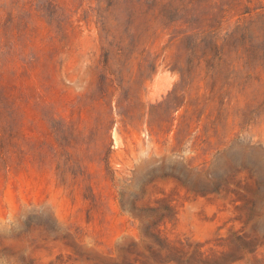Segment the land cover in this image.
<instances>
[{"label": "rangeland", "instance_id": "rangeland-1", "mask_svg": "<svg viewBox=\"0 0 264 264\" xmlns=\"http://www.w3.org/2000/svg\"><path fill=\"white\" fill-rule=\"evenodd\" d=\"M185 2L0 0V264H264V0Z\"/></svg>", "mask_w": 264, "mask_h": 264}, {"label": "trees", "instance_id": "trees-1", "mask_svg": "<svg viewBox=\"0 0 264 264\" xmlns=\"http://www.w3.org/2000/svg\"><path fill=\"white\" fill-rule=\"evenodd\" d=\"M193 1H194V0H186L185 3H181V4H180V7L183 6L181 10H184V9L188 8L189 6H192L191 4L193 3ZM177 6H179V5H177ZM223 10H224V9H222V11H223ZM263 11H264V9L262 10V12H263ZM259 13H260V12H259ZM263 14H264V13H263ZM220 17H221V15H220ZM244 19H245V20H246V19H247V20H250V18H244ZM244 19H240V18H239L237 21H238L239 24H240V22L244 21ZM250 25H252V23H251V24H248V25L245 26V32H246V30H248V28L250 27ZM203 31H204V30H203ZM209 32H210V31H209ZM209 32H208V33H209ZM211 32H212V31H211ZM215 46H216V45H215ZM248 71H249V70L246 71L247 74H248ZM249 72H250V74H251V73L253 74V73H254V69H253L252 71H249ZM257 74H258V72H257ZM257 74H256V75H257Z\"/></svg>", "mask_w": 264, "mask_h": 264}]
</instances>
